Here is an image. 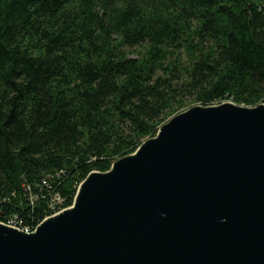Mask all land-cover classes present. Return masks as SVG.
I'll return each mask as SVG.
<instances>
[{"label": "trees", "instance_id": "trees-1", "mask_svg": "<svg viewBox=\"0 0 264 264\" xmlns=\"http://www.w3.org/2000/svg\"><path fill=\"white\" fill-rule=\"evenodd\" d=\"M225 100L264 102V0H0V214L34 228L50 193L70 206L171 116Z\"/></svg>", "mask_w": 264, "mask_h": 264}, {"label": "water", "instance_id": "water-1", "mask_svg": "<svg viewBox=\"0 0 264 264\" xmlns=\"http://www.w3.org/2000/svg\"><path fill=\"white\" fill-rule=\"evenodd\" d=\"M0 264H264V102L196 104L91 171Z\"/></svg>", "mask_w": 264, "mask_h": 264}, {"label": "built area", "instance_id": "built-area-1", "mask_svg": "<svg viewBox=\"0 0 264 264\" xmlns=\"http://www.w3.org/2000/svg\"><path fill=\"white\" fill-rule=\"evenodd\" d=\"M29 195H30V197H29L30 201L33 202L36 199V194H34V193L30 194L29 193ZM50 195H51L50 196L51 197V199H50L51 211H50V214L47 215L45 218H47V217H49L51 215H54V214H56V213H58V212L63 210L62 209V201L65 200V197L62 196L59 192L50 193ZM56 210H58V211H56ZM0 219L2 221H4V222H10V225L17 227V220L20 219V218L16 214L15 216H8L7 219H4L3 216L0 214ZM44 219H42L41 221H43ZM27 225H29V224H27ZM20 228L23 229V227H20Z\"/></svg>", "mask_w": 264, "mask_h": 264}, {"label": "bare ground", "instance_id": "bare-ground-1", "mask_svg": "<svg viewBox=\"0 0 264 264\" xmlns=\"http://www.w3.org/2000/svg\"><path fill=\"white\" fill-rule=\"evenodd\" d=\"M67 207H69V206H67ZM65 208H66V207H65ZM65 208H63V209H65ZM0 220H1V219H0ZM41 222H42V221H40V222L37 223V224L39 225ZM5 223H7V224L10 225V223H8V222H5ZM37 224H36V226H34V228H32V226H30V225H27V224L24 225V224H22V223H17V226H18V227H23V230H25V231H29V232L31 231V232H32V231H34V230L37 228V226H38Z\"/></svg>", "mask_w": 264, "mask_h": 264}, {"label": "rangeland", "instance_id": "rangeland-1", "mask_svg": "<svg viewBox=\"0 0 264 264\" xmlns=\"http://www.w3.org/2000/svg\"><path fill=\"white\" fill-rule=\"evenodd\" d=\"M196 104H198V103H193V104H191V105H189V106H192V105H196ZM118 159V158H117ZM63 208H65V207H62V209ZM56 211H58V210H56ZM55 213V212H54ZM0 221H2V220H0ZM2 222H4V221H2ZM5 223V222H4ZM18 227V226H17ZM18 228H20V227H18ZM20 230H23L22 228H20ZM25 231V230H24ZM25 232H29V231H25ZM31 232V231H30Z\"/></svg>", "mask_w": 264, "mask_h": 264}]
</instances>
